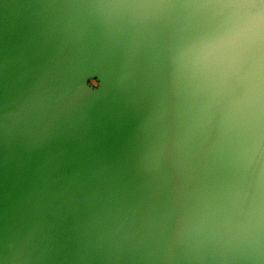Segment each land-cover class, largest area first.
<instances>
[{
    "label": "water",
    "instance_id": "obj_1",
    "mask_svg": "<svg viewBox=\"0 0 264 264\" xmlns=\"http://www.w3.org/2000/svg\"><path fill=\"white\" fill-rule=\"evenodd\" d=\"M262 20L0 0V264H264Z\"/></svg>",
    "mask_w": 264,
    "mask_h": 264
},
{
    "label": "snow or ice",
    "instance_id": "obj_2",
    "mask_svg": "<svg viewBox=\"0 0 264 264\" xmlns=\"http://www.w3.org/2000/svg\"><path fill=\"white\" fill-rule=\"evenodd\" d=\"M228 2L235 5H243L247 2V0H228ZM243 35H244L243 29H239L237 31L225 34L215 42L214 47L238 43L239 41L242 40ZM261 38L262 41H264V20L261 21Z\"/></svg>",
    "mask_w": 264,
    "mask_h": 264
},
{
    "label": "clouds",
    "instance_id": "obj_3",
    "mask_svg": "<svg viewBox=\"0 0 264 264\" xmlns=\"http://www.w3.org/2000/svg\"><path fill=\"white\" fill-rule=\"evenodd\" d=\"M88 83L91 84L94 88L99 86V81L95 77L90 78Z\"/></svg>",
    "mask_w": 264,
    "mask_h": 264
}]
</instances>
